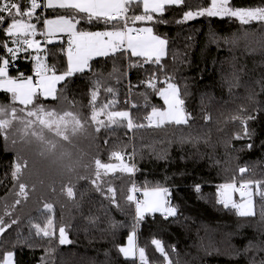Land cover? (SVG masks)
<instances>
[{"label": "trees", "instance_id": "trees-1", "mask_svg": "<svg viewBox=\"0 0 264 264\" xmlns=\"http://www.w3.org/2000/svg\"><path fill=\"white\" fill-rule=\"evenodd\" d=\"M232 3L233 6H256L261 0H232ZM209 5L210 0H186L182 8H168L164 17L167 24L135 25L152 26L157 35L168 40L164 70H155L161 80L168 75L179 85L185 108L194 117L191 127L144 128L134 133L127 132L126 128L104 130L74 138L71 144L60 141L62 147H58L55 154L41 156L42 146L34 138L28 145H11L10 140L19 135L15 129L20 127L18 122H13L9 142L0 139V214L5 205L11 206L16 199L11 175L16 153L28 160L23 182L30 188L35 185V191L26 202L15 207L13 216L18 217L19 223L3 235L0 255L13 252V264H131L118 249L127 244V236L135 231L137 244L145 248L150 264H159L163 259L151 244L153 239L162 241L173 264H259L264 258V251L260 250L264 248V223L259 217L242 218L235 215L234 210L223 208L217 203V188L233 178L238 182L264 180V35L257 31L245 37L239 23L229 18L204 16L183 24L175 22L188 8ZM38 14L41 20L37 28L43 31L44 16L40 10ZM58 14L67 13L48 10L45 19L56 18ZM79 28L97 31L103 30L104 25L82 23ZM233 36L240 39L229 42ZM35 38L40 41L45 37L37 35ZM12 39L0 31V44L16 48ZM61 49H66V45L52 43L47 53L32 49L19 52L9 65L10 75L34 76L32 57L37 54L46 55V63L54 66L58 73L63 72L66 56ZM0 55L10 59L5 48L0 47ZM127 63L120 53L116 57L96 58L90 62L91 71L76 73L58 86L59 100L41 99L39 103L60 112L71 110L87 115L94 81L99 79L97 103L113 99L105 91L112 86L116 89L114 110L130 109L134 120L142 122L151 107H163V101L143 86L132 87L129 92V82L133 86L139 84L154 66L129 70ZM126 72L128 75H124ZM72 101H75L74 107ZM132 102L138 107L131 108ZM10 103V94L0 92V105L7 107ZM146 103L148 107L144 106ZM205 113L212 117L207 123L202 119ZM235 115L255 117L248 121L250 137L234 139L237 133L243 132L240 121L231 119ZM46 135L56 139L49 133ZM105 139L109 141L107 145ZM249 143L252 144L250 150L246 147ZM62 151L73 153L74 159L82 156L86 164H91L95 157L110 162L112 151L127 152L136 165L135 174L117 173L105 178L117 190L118 209L101 197L90 183L77 180V175H90L91 167L77 166L76 172L71 174L75 200L61 193L62 186L69 180L65 161L60 159ZM241 167L249 169L243 177L239 173ZM133 182L141 188H168L167 199L177 214L167 219L160 214H146L133 228L135 206L126 201ZM197 185L200 192L195 191ZM45 201L54 204L56 228L66 226L72 243L60 245L58 238L35 234L31 225H43L48 215L42 211ZM4 219L8 222L10 218L5 216Z\"/></svg>", "mask_w": 264, "mask_h": 264}, {"label": "snow or ice", "instance_id": "snow-or-ice-1", "mask_svg": "<svg viewBox=\"0 0 264 264\" xmlns=\"http://www.w3.org/2000/svg\"><path fill=\"white\" fill-rule=\"evenodd\" d=\"M185 5L186 0H0V31H3L6 37L14 38L11 42L16 45V48H12L7 43L0 44V47L7 49L10 57L9 59L0 55V92L10 94L11 99L9 106L0 105V139L8 143L9 130L13 129L14 121L18 122L20 127L15 129V132L19 135L18 138L10 140L11 145H28L34 138L42 146L40 155L46 156L55 154L58 147H62L60 141L71 144L74 138L92 133L99 134L104 130L126 128L127 132L134 133L135 130L144 128L167 130L172 127L180 130L191 127L194 117L185 108V100L179 85L168 75L161 80L155 70L161 72L164 70L163 60L167 56L168 40L157 35L152 26H135L137 23L167 24L168 21L164 17L168 8H182ZM47 9L61 10L67 14H58L56 19H43V31H39L37 24L41 17L38 10ZM204 16L237 21L245 37L249 32L257 31L264 35V0L256 6H233L232 0H210L207 7L188 8L183 11L182 18L175 22L183 24ZM82 23L102 24L104 29L82 30L78 28ZM253 25L256 27L253 28ZM37 35L45 37L44 44H52L54 38L67 36V48L61 49L62 54L66 56V69L58 73L54 66L46 63V55L42 57L37 54L32 57L35 61L34 76H25L23 73L17 77L10 76L9 65L17 58L19 52H28L29 49L37 53L45 51L41 42L35 39ZM238 39L240 37L233 36L229 42L235 43ZM118 53L125 56L129 70L145 68L146 65L154 66V70L139 84L133 86L129 82V92L132 87L143 86L163 101V107L152 106L142 122L134 120L130 109L114 110L117 101L116 89L112 86L106 87L105 91L111 94L113 99L97 103L101 88L99 79L94 81L87 115L71 110L60 112L39 103L41 99L59 100L58 85L76 73H84L86 69L91 71L92 59L115 57ZM133 57L136 60H132ZM116 80L117 83L120 82L118 76ZM144 95L147 100V93ZM71 103L74 107L75 101ZM15 104L21 107H15ZM144 106L148 107V104ZM136 107L138 105L132 102L131 108ZM254 118L252 115L231 117L233 121L239 120L243 128L242 134L237 133L234 139L250 137L247 125L248 121ZM202 119L207 123L212 117L205 113ZM46 132L56 139H50ZM108 142V139L104 140L105 145ZM246 147L250 150L252 144L249 143ZM60 159L65 161L64 168L69 174L68 182L61 188L63 195L69 200H75L76 189L71 174L76 172L77 166L85 169L91 167L93 170L90 175H77V180L90 183L101 197L117 209L119 208L117 190L105 178L114 177L117 173L134 175L137 171L135 163L131 162V157L126 151H112L109 156L110 162L95 157L91 164H86L82 156L74 159L73 153L68 151H62ZM28 167V160L16 153L11 171L15 181L13 188L16 199L11 206L5 205L3 213L0 214V236L19 223L18 217L13 216V211L16 206L26 202L31 192L35 191V185L30 188L23 182ZM248 171L247 167L239 168L241 177ZM200 190V186L197 185L195 191ZM51 191L55 192V188ZM136 193H140L142 198ZM237 193L239 200L234 198ZM169 194L168 188L160 186L141 188L133 182L126 196V201L135 206L133 228L146 214L160 213L165 219L175 216L177 210L167 199ZM217 195L219 197L217 203L225 209L234 210L238 217H259L260 222L264 223V180L241 179L238 182L233 178L231 182L218 185ZM54 209V204L43 202L42 211L48 213L45 222L43 225L33 223L31 227L35 229L37 236L58 238L60 245L70 244L72 241L68 238L66 226L56 228ZM5 216L10 218L8 222L5 221ZM136 236L137 233L132 231L127 236V244L120 246L118 251L125 260L131 261V264H150L146 250L138 246ZM151 244L163 258L159 264H173L161 240L153 239ZM260 250L264 251V248ZM13 257L14 253L11 251L0 255V264H13ZM259 264H264V258Z\"/></svg>", "mask_w": 264, "mask_h": 264}, {"label": "crops", "instance_id": "crops-1", "mask_svg": "<svg viewBox=\"0 0 264 264\" xmlns=\"http://www.w3.org/2000/svg\"><path fill=\"white\" fill-rule=\"evenodd\" d=\"M49 11H54V10H52V9H49ZM55 11H61V10H55ZM62 12V11H61ZM57 18V17H56ZM56 18H52V19H56ZM78 28H79V25H78ZM67 42V36L66 35H64V36H62V37H58V38H54V40H53V43H60V44H62L63 42ZM66 48H67V46H66ZM96 58H99V57H96ZM96 58H94L95 60H96ZM94 59H92V60H94ZM91 60V61H92ZM90 61V62H91ZM10 69V68H9ZM9 75H10V71H9ZM11 76V75H10ZM63 83V82H62ZM59 86V85H58Z\"/></svg>", "mask_w": 264, "mask_h": 264}, {"label": "built area", "instance_id": "built-area-1", "mask_svg": "<svg viewBox=\"0 0 264 264\" xmlns=\"http://www.w3.org/2000/svg\"><path fill=\"white\" fill-rule=\"evenodd\" d=\"M49 9H47V10H43V11H41V13H42V15L44 16V19H45V17H46V13H47V11H48ZM39 11V10H38ZM44 40H45V38H44ZM44 40H40V42H41V44H42V46L44 47V49H45V53H47L48 52V47H49V44H44ZM62 44H65L66 46H67V42H63ZM116 57V56H115Z\"/></svg>", "mask_w": 264, "mask_h": 264}, {"label": "rangeland", "instance_id": "rangeland-1", "mask_svg": "<svg viewBox=\"0 0 264 264\" xmlns=\"http://www.w3.org/2000/svg\"><path fill=\"white\" fill-rule=\"evenodd\" d=\"M217 18H219V17H217ZM195 20V19H194ZM194 20H191V21H194ZM191 21H188V22H191ZM187 23V22H186ZM14 39V38H13ZM36 39V38H35ZM49 46H50V44H49ZM87 70V69H86ZM19 107H21V106H19ZM45 134H47V133H45ZM123 175H126V174H123ZM136 195H137V193H136ZM235 199H237V200H239V195H238V193L237 194H235V197H234ZM155 214H160V213H155ZM147 215H154V214H147ZM161 215V214H160ZM8 231V230H7ZM6 231V232H7ZM6 232L4 233V234H6ZM3 234V235H4ZM3 239V236H0V241Z\"/></svg>", "mask_w": 264, "mask_h": 264}]
</instances>
